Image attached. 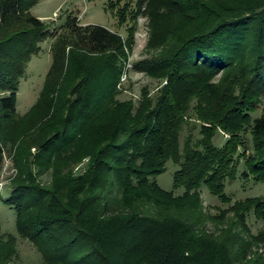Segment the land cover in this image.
I'll return each mask as SVG.
<instances>
[{
  "label": "trees",
  "instance_id": "1",
  "mask_svg": "<svg viewBox=\"0 0 264 264\" xmlns=\"http://www.w3.org/2000/svg\"><path fill=\"white\" fill-rule=\"evenodd\" d=\"M40 1L0 0V171L8 153L17 174L3 203L43 264H264V227L247 223L264 226V198L232 203L224 191L239 159L243 177L264 182V0L111 1L125 36L68 17L39 97L18 116L26 67L51 37L30 13ZM140 17L151 55L132 67L159 85L120 99ZM190 124L200 137L181 145ZM170 160L182 195L157 184ZM203 188L228 207L204 215ZM16 254L0 232V264Z\"/></svg>",
  "mask_w": 264,
  "mask_h": 264
},
{
  "label": "rangeland",
  "instance_id": "2",
  "mask_svg": "<svg viewBox=\"0 0 264 264\" xmlns=\"http://www.w3.org/2000/svg\"><path fill=\"white\" fill-rule=\"evenodd\" d=\"M111 1L115 2L116 0H41L30 10L32 16L48 24L51 37L40 44V52L38 55L32 57L26 67L25 75L20 82L17 94L16 110L18 116L24 115L39 97L53 61L50 49L54 41V36L60 32L61 27L65 24L68 17L76 18L80 25H99L120 33L123 36L126 35L127 27L125 25H118L117 18L113 15L114 11L108 9ZM125 2H130L132 8H134L136 0H123L121 5ZM148 34L147 20L146 18L140 17L135 32L133 52H131V55L129 54L128 58V61H130V71L123 85L126 88V92L121 95L120 99L134 98L133 100L136 101L140 97L141 90L144 87H148L153 95L156 93L159 83L149 79L144 74L135 72L132 67L135 61L149 58L151 55L146 50ZM262 108H264V100L259 106L255 114L256 116L261 114ZM187 126L181 132V145L185 137L189 134V131L194 134L195 139L200 137L198 130H193L191 124ZM226 138L227 136L223 134H217L214 138V143L217 146H222ZM245 138L250 140L249 134ZM32 152L36 153L35 149H32ZM3 158L4 160L0 171V232L5 235L10 234L15 236L17 250V254L12 257V261L9 264H43L44 260L38 248L16 232L15 211L3 203V200L11 195L12 190L10 187L12 179L17 174L12 156L5 153ZM178 169L179 166L170 160L166 163L164 173L157 177L159 187L165 192L175 191V196L183 194L182 188L177 190L173 189V176ZM243 170L244 160L239 159L237 175L233 180L226 182L225 194L231 198L232 203L247 198H264V182H256L252 178L243 177ZM40 179L42 183L48 184L51 181L50 173H44ZM201 197L203 200L204 215L214 216L219 214L220 210L228 207V205L221 203L216 196L209 194L206 188L202 189ZM247 223L253 234H257L260 230H263L264 226L262 222L256 220L253 215L248 217ZM206 224L209 230H214V224L212 222L206 220Z\"/></svg>",
  "mask_w": 264,
  "mask_h": 264
},
{
  "label": "built area",
  "instance_id": "3",
  "mask_svg": "<svg viewBox=\"0 0 264 264\" xmlns=\"http://www.w3.org/2000/svg\"><path fill=\"white\" fill-rule=\"evenodd\" d=\"M124 71H123V74H122V76H121V78H120V83H119V85H118V87L120 88V89H123V85H124V82L126 81V79L128 78V76H129V71H130V61H127V62H125V66H124V69H123ZM126 92V91H125ZM139 98V97H138Z\"/></svg>",
  "mask_w": 264,
  "mask_h": 264
}]
</instances>
